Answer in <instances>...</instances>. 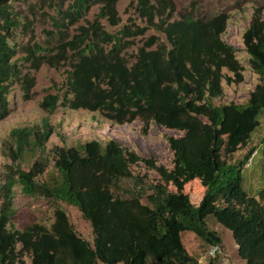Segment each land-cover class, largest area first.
Wrapping results in <instances>:
<instances>
[{
	"label": "trees",
	"instance_id": "obj_1",
	"mask_svg": "<svg viewBox=\"0 0 264 264\" xmlns=\"http://www.w3.org/2000/svg\"><path fill=\"white\" fill-rule=\"evenodd\" d=\"M14 1L0 0V122L9 115L12 86L19 81L28 98L35 85V76L22 75L14 59L18 47L13 41L20 27L11 11ZM60 1L65 10L51 2L62 19V24L56 21L60 29L79 23L94 6L102 5L96 20L81 26L73 39L63 38L56 51L35 43L25 57L34 69L69 62L63 106L99 112L119 126L139 120L145 135L154 123L184 135L168 138L174 160L173 168H167L117 140L48 150L56 134L48 120L11 130L2 143L8 163L0 174V264H200L187 250L182 233L193 232L208 246H221L222 237L207 225L209 217L231 228L245 264H264V190L260 201L249 196L242 187L244 164L230 163L261 124L264 5L254 9L243 35L250 68L262 83L246 105H217L223 81L241 83L245 71L236 49L223 40L229 21L225 13L197 17L194 5L171 22L175 11L171 0H157L159 10L153 0H139L141 16L165 34L166 42L150 37L130 62L122 54L125 39L144 35L146 27L127 26L111 34L100 23V19L119 23V0ZM168 8L166 20L161 17L156 23V14L163 15ZM59 101L49 95L41 107L53 113ZM27 161L31 164L26 168ZM141 165L159 175L156 182L135 175L133 168ZM127 180L133 187H124ZM196 180L204 188L197 202L185 192ZM17 188L22 195L45 199L54 207L50 227L15 228ZM61 204L81 211L92 225L93 242L77 232ZM209 264H217V258Z\"/></svg>",
	"mask_w": 264,
	"mask_h": 264
},
{
	"label": "rangeland",
	"instance_id": "obj_2",
	"mask_svg": "<svg viewBox=\"0 0 264 264\" xmlns=\"http://www.w3.org/2000/svg\"><path fill=\"white\" fill-rule=\"evenodd\" d=\"M169 1V0H166ZM51 2H56L59 8L65 10L66 4H61L60 0H16L12 3L11 11L19 21L20 27L16 31L13 44L18 47V54L14 58L18 63V68L22 75L31 74L35 76V85L26 92L17 81L11 89L9 100V115L0 122V174L5 164L8 163L2 154V143L8 137L11 130L26 125L40 124L48 120L56 127L54 134L49 141L47 148L51 150L55 146H79L91 140H99L106 143L110 140H117L123 146L144 157H153L159 165L173 168V152L170 148L168 138L181 137L183 132L168 129L159 124H152L150 131L145 135L143 123L139 120L125 124L115 125L106 120L99 112L87 110H72L63 106V100L67 92L68 71L71 69L69 62L62 64L58 68L49 65H41L39 69H34L31 62H27L25 57L31 48L38 43L42 47H56L62 39L71 40L79 34V28L86 26L96 20L102 5L94 6L91 11L77 24L69 28L60 29L56 21L62 24L60 14L52 8ZM159 10L162 8L157 0L152 2ZM175 7L174 14L169 21L181 19V17L194 5L197 7L196 16L207 18L225 13L229 17L228 27L223 40L233 46L237 52V58L244 66V81L237 83L223 81L224 92L216 100L217 105L235 103L246 105L250 94L258 84L262 83L260 77L250 68L249 56L246 53L243 35L249 27L254 9L264 5V0H171ZM139 0H119L117 3V17L119 23L112 25L108 19H100L101 25L111 34H117L125 27L135 29V26L146 27L144 35L128 37V43L123 51V56L130 62L135 61L138 50L143 47L152 36H157L161 42H166L164 33L158 31L156 27L147 24V18L142 17L138 10ZM172 8V7H171ZM164 14L157 13L155 22L158 23L161 17L166 20L169 15V8L163 9ZM161 15V16H160ZM226 77L234 75L228 70L223 71ZM49 95H56L60 98L58 108L53 113L45 111L41 104ZM261 124L252 134V140L246 147L239 149L230 159L231 164L242 166V187L249 196L260 201V192L264 190V109L260 117ZM61 137L65 138L63 142ZM252 151L257 153L253 156ZM252 158L250 167H247L249 158ZM248 158V159H247ZM31 161L24 163V167H29ZM53 166V163L51 164ZM50 173L53 168H50ZM133 172L142 176L146 175V182L154 183L159 178L155 171H149L144 165L133 168ZM133 181H124L125 188L133 187ZM174 190V188H171ZM186 193H190L195 202L201 198L204 188L201 180H196L186 186ZM15 208L17 214L12 224L18 230H24L33 224H40L50 227L54 222V207L42 198H31L21 194L19 188L16 189ZM144 203H148L146 199ZM61 206L67 212L71 223L77 232L86 240L93 242L94 233L90 222L86 221L81 211L66 204ZM209 228L217 231L222 237L223 244L220 246L221 253L211 255L214 246H208L193 232L182 233L183 242L191 255L197 257L201 264H209L210 260L217 258V264H243L240 248L236 242L231 228L223 222H217L214 217L207 220ZM27 263L30 256L26 257Z\"/></svg>",
	"mask_w": 264,
	"mask_h": 264
},
{
	"label": "built area",
	"instance_id": "obj_3",
	"mask_svg": "<svg viewBox=\"0 0 264 264\" xmlns=\"http://www.w3.org/2000/svg\"><path fill=\"white\" fill-rule=\"evenodd\" d=\"M257 152L255 151L252 155L254 156ZM252 162V158H249V163L247 164V167H250V163ZM211 255H215L216 253H221L220 246H214L211 250Z\"/></svg>",
	"mask_w": 264,
	"mask_h": 264
},
{
	"label": "crops",
	"instance_id": "obj_4",
	"mask_svg": "<svg viewBox=\"0 0 264 264\" xmlns=\"http://www.w3.org/2000/svg\"><path fill=\"white\" fill-rule=\"evenodd\" d=\"M200 261V260H199ZM200 264H201V261H200ZM243 264H245V263H243Z\"/></svg>",
	"mask_w": 264,
	"mask_h": 264
}]
</instances>
